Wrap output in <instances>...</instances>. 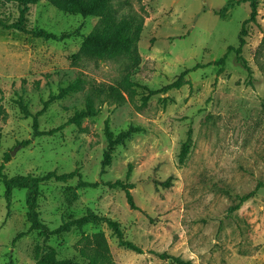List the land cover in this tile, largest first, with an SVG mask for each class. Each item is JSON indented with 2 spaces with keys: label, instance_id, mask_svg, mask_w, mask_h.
Segmentation results:
<instances>
[{
  "label": "rangeland",
  "instance_id": "obj_1",
  "mask_svg": "<svg viewBox=\"0 0 264 264\" xmlns=\"http://www.w3.org/2000/svg\"><path fill=\"white\" fill-rule=\"evenodd\" d=\"M242 0H111L119 18L137 15L143 32L137 44L140 64L127 57L90 60L78 56L84 38L99 24L97 17L61 12L48 1L31 5L29 29H44L64 41L36 38L0 28V167L9 177L43 176L77 171L99 183L79 188L76 177L40 187L39 215L50 228L85 216L88 211L118 222L127 241L143 253L125 249L106 224L87 225L52 236L47 242L30 230L26 191L15 189L11 205L0 183V264H36L39 249L49 245L59 259L88 264L82 254L85 236L104 233L109 244L106 264H176L161 255L191 264H264V187L233 214L231 195H246L264 183V0L256 23L248 24L243 56L253 76L228 54L239 46L242 24L250 17ZM234 3L229 18L216 12ZM15 3L0 7V18L18 20ZM189 84L160 92L185 70ZM129 78L133 98L117 105L107 100L109 87L121 89ZM85 81L79 93L50 103L39 117L45 135L35 137L33 119L16 100L21 97L35 115L61 88ZM106 93V94H105ZM94 95L98 115L81 127L68 121ZM106 123L115 135L137 131L113 154L102 171L107 148ZM192 132L190 153L180 162L182 146ZM7 156H9L7 160ZM170 180L169 186H165ZM133 185L136 209L125 192L108 183ZM43 254V250H41Z\"/></svg>",
  "mask_w": 264,
  "mask_h": 264
},
{
  "label": "trees",
  "instance_id": "obj_2",
  "mask_svg": "<svg viewBox=\"0 0 264 264\" xmlns=\"http://www.w3.org/2000/svg\"><path fill=\"white\" fill-rule=\"evenodd\" d=\"M40 0H0V7L6 4L15 3L19 8L18 20L14 23L8 24L0 18V28L5 30H15L27 35L34 36L36 38H43L46 40L64 41L72 36V33H63L56 35L50 33L44 29H29L27 27V16L31 5H36ZM53 7L61 12H65L71 15H81L82 17H97L100 19L98 26L84 38L81 49L78 56L84 57L90 60H110L120 57H127L133 67L140 64V56L138 53L137 44L140 41L141 34L143 32V19L137 15H130L129 17L119 18L116 12L113 10L111 0H46ZM249 2L251 5L250 17L242 24L241 31L239 33V46H229L226 54L217 62L210 63L209 65H220L221 70L226 66V59L228 54L234 52L236 55V61L247 71L250 78L253 76V71L247 60L243 56L244 47L246 45V37L248 36V24L256 23L258 18L259 4L257 0H242L238 3ZM234 3L229 2L220 11L216 12V15L221 19H227L230 16L231 11L234 8ZM204 65H196L191 70H185L180 76L171 83L164 87L160 91H150L149 96L145 97V102L150 96L158 94L164 91L178 90L183 86L189 84L185 77L190 73L198 69L204 68ZM85 81L83 79H77L75 82L69 84L65 88H61L57 95H53L45 103V107L42 111L33 115L25 101L19 97L16 100L17 105L26 118L33 119V132L35 137L45 135L39 129V117L47 106L57 100L64 99L72 94L79 93L84 90ZM135 83L129 78H125L121 83V89L118 87H109L106 98L113 103L121 106L127 102L125 93H128L130 98H133L132 92H134ZM106 94V93H105ZM94 95H89L87 99V106L84 110L78 111L74 116L69 119V125H76L81 127L83 121L86 118L96 117L99 110L96 109L94 103ZM1 113V109H0ZM136 129H129L123 131L118 135H115L110 130L108 123L105 127V136L107 139V148L104 153V159L102 162V171H106V168L112 165L113 154L118 146L124 145L128 139L136 132ZM192 143V132H188L186 142L182 146L180 154V162L184 163L190 153V147ZM9 156H7L8 160ZM5 164L0 167V183L5 188V199L8 206L11 205L13 191L15 189L26 191V207H27V219L30 223L31 231H38L40 236L47 242L52 236H59L65 233L71 232L73 229H82L83 227L93 224H106L114 233L118 239L119 245L125 249L132 250L137 253H143L142 249L137 247L130 241L125 240L123 231L118 222H115L107 217H103L95 214L92 211H88L87 214L81 218L65 221L62 225L56 229H50L40 218L39 215V197L40 187L45 183L51 181L66 183L74 178H78L79 188H96L99 183H90L83 180V177L77 171L69 174H58L56 172H49L43 176H34L32 174L22 176L9 177L4 173ZM165 186H169L170 180L164 183ZM111 188L122 189L127 197V201L131 208L136 209L134 203V197L132 184L125 183L123 181H116L115 183H108ZM264 187V183L260 182L256 189L246 195H231L229 196L233 200V204L229 209V213L233 214L238 211L244 203L251 200L256 193ZM86 242V249L91 247V253L86 254L85 250H82V254L89 259L88 264H106L105 259L109 258V244L107 237L104 233H96L92 236H85L83 238ZM43 250V254L41 253ZM162 259H170L176 264H191L185 263L177 257H170L167 255H161ZM36 264H82L74 259H59L56 249L52 246L45 245L43 249H39L36 255Z\"/></svg>",
  "mask_w": 264,
  "mask_h": 264
}]
</instances>
